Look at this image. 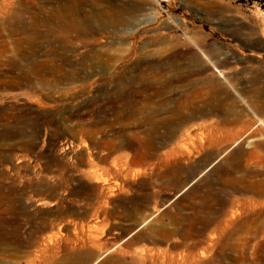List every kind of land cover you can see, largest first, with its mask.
Segmentation results:
<instances>
[{
	"label": "rangeland",
	"instance_id": "rangeland-1",
	"mask_svg": "<svg viewBox=\"0 0 264 264\" xmlns=\"http://www.w3.org/2000/svg\"><path fill=\"white\" fill-rule=\"evenodd\" d=\"M143 1L0 0V264L55 261L31 246L28 233L51 218L58 206L47 194L45 181L66 182L59 165H76L82 172L97 166L102 183L84 177L89 186L104 187V179L113 185L118 181L109 201L102 203L101 210L109 213L90 217L99 224L96 249L102 253L92 264L112 256L130 264L126 252L140 253L145 247L159 252L149 264H170L161 256L165 243L152 244L142 235L126 245L138 232L117 239L159 207L165 209L150 216L140 230L162 223L168 229H193L192 238L174 250L183 252L177 264H264V148L257 147L253 157L244 158L225 179L215 173L207 176L222 162L229 167L225 158L234 150H250V141H264L259 120L264 114L251 110L264 100V0ZM111 8L120 16L105 24L101 15ZM70 11L94 27L77 38L66 29ZM188 37L205 44L209 59L230 83L211 64L189 81H171L175 70H185L195 54L204 64ZM10 65L18 69L7 74ZM202 76L221 81L225 91L208 100L186 98L185 111L208 115L182 126L174 138L176 153L167 158L172 147L163 143L168 130L152 132L158 134L152 138L161 148L151 154L146 148L148 124L125 120V106L157 90L160 95L154 100L167 99V107H173V98L183 99ZM138 87L141 94L129 96L128 91ZM160 117L173 129L167 113ZM132 136L139 142L137 151L114 147ZM95 143L103 145L96 148ZM41 165H53L54 171L40 172ZM113 165L117 170L110 173L107 169ZM155 165L169 166L157 170ZM167 168L175 173L163 175ZM212 179L214 186H207ZM232 180L262 192H233ZM212 218L217 223L210 224ZM246 218L252 219L249 229L233 232Z\"/></svg>",
	"mask_w": 264,
	"mask_h": 264
},
{
	"label": "bare ground",
	"instance_id": "bare-ground-1",
	"mask_svg": "<svg viewBox=\"0 0 264 264\" xmlns=\"http://www.w3.org/2000/svg\"><path fill=\"white\" fill-rule=\"evenodd\" d=\"M147 2H148L147 0H144L143 5L148 4ZM55 12L58 13V11H55ZM68 14L70 16V21L66 23V27H67L66 29H68L71 33H74V35L76 33L77 35L75 36H77V38L81 37V34L84 32L85 29L94 27V25L92 24L90 20H86V21L77 20V18L73 16L72 11H70V13ZM119 16H120L119 12L113 8H111V10L107 9L106 13L103 12V14L101 15V17L103 18L102 21L104 23L106 22V19L109 23H115L118 20ZM188 38L191 44L194 46L193 49L194 48L196 49L194 50V53L202 54L204 56L203 57L205 59V61H203L204 64H201L200 59L196 57V54H195L190 65L185 70H181L179 69L181 67L177 66L178 69L175 70L176 72L173 76V78L174 77L175 78L174 80L171 79V81L174 83L189 81L190 79H193L194 76L202 75L203 73H205L206 70L210 68L209 64H211L212 67L220 73L219 77L223 78L226 81V83H230L229 80L227 79V76L222 72V70H220L217 67L218 65L216 66V63L214 64L212 60L209 59L208 54H207L208 50L205 48V44L204 45L200 44L199 42H197V40H195V38H192V37H188ZM217 56H219V54ZM10 66L11 68L9 69L8 67L7 69V74H10L14 72L16 69H18V67H15L12 65ZM38 67H39V64H38ZM33 69L35 71L38 70L37 68H34V67ZM24 77H27V75ZM199 79L200 80L198 82L191 83L189 91L186 93V96L183 99L173 98L174 100L173 107H167L168 105L167 99H162L159 103H157L154 100V98L160 95V92H158L157 90L154 92L151 91L152 93H149L148 94L149 96L147 95L146 97L145 95L144 97V95L141 94L142 88L138 87V88H135L134 90L131 89L130 91H128V88H127V91L129 92L128 93L129 96L131 93L138 94V95L141 94L140 95L141 100L140 101L131 100L130 101L131 103L126 102L127 105L124 108V114L122 113L123 114L122 116L125 120H128L130 122L140 121L141 126L143 124H148V129L146 130L150 138H148L146 141L147 142L146 148L148 149V151H150L151 154L155 155L158 149L161 148L160 146H157L156 142H154V139L152 138L154 135H158V134H153L152 132H159L161 129L163 130V128H166V130H168L169 135L165 137L166 139H165V142L163 143L165 145L169 143L172 145V147L165 154L167 158V157L173 156V154L175 155L176 153V148L174 147V144H173L175 143L174 138L177 136V133L181 130L182 126L187 121L193 118L208 115L207 111L198 112V111H193L192 109H187V111H185L183 108L185 106L184 100L186 98L205 97V100H208L213 94H217V93H221L222 91L223 92L225 91L224 87L221 84V81L217 82L213 76H204V77L202 76ZM201 88H206L208 92L206 94H201L200 92ZM124 98H126V96ZM251 110L253 111L255 115L264 114V100L258 101L257 104L251 107ZM184 111L185 113H183ZM163 113L168 114L169 122L171 121L169 125H171L173 129L169 130V126L165 124V122H167L168 120L166 121V119L160 117L161 114ZM259 120L261 123L264 124V119L259 118ZM253 141L254 140L249 142L250 147H251L250 150H246L244 148L236 149L225 158V162L227 163V165H230L229 167L223 166L222 164L223 162L220 165H216V166L212 165V168L214 166L215 167L214 169H212L211 173H209L207 176L211 178L212 177L211 174L215 173L218 178L225 179L226 176L230 175L231 172L236 170V168L240 167L239 164L244 158L253 157L255 153L254 151L256 150L257 147L264 148V141L263 142H255V141L253 142ZM138 143L139 142H137L136 138L133 136L125 137L124 140L120 143V145L115 143L114 147L116 148L126 147L134 151H137L138 145H139ZM95 144H96L95 145L96 148H100L101 145H103L100 143H95ZM126 148L124 149L126 150ZM219 156H220L219 154L216 155L214 159L218 160L220 158ZM217 163L219 162L217 161ZM91 166L93 167V165H90V167ZM168 166L169 165H155V169L161 170L162 168H166ZM59 167L61 170V174L66 178V182L63 183L61 181L60 182L45 181L48 187L47 194L49 195L50 199L54 201V203L58 204V206L55 208V210H51L52 211L51 218L35 224V226L29 231L28 234L30 236V239L32 240L30 244L31 246L36 247L37 251L39 253H42V255L46 254V255H50L51 258H54L55 261L51 262L50 264H92V262L98 261L101 258L102 253L101 251L99 252L96 249V248H99V242L101 239V237L97 234V231L100 230V227L96 221L91 223L90 217H95L96 219H99L103 214L106 215L109 213V210H106V211L101 210L102 203L109 201L113 193V190H114L113 188L114 186H117L118 181H113L114 182V185H113V183L110 182V179H104L103 180V184L105 185L104 187H101L99 185L89 186L85 181V178L87 177L89 179L91 178L96 179V183H99V182L102 183L101 177H100L102 176L101 175L102 173L101 174L99 173V168H96L97 166L95 168L91 167L90 170H83V172L76 165H59ZM116 167L117 165H113L107 170L110 173H113L115 169L117 170ZM101 169H104V168H101ZM125 169L127 170V168ZM39 170L40 172H44L47 174H51L54 171L53 165H41L39 166ZM138 171L142 172L141 170H138ZM174 171L175 170L173 169L167 168V170L163 172V175H168V174L172 175L175 173ZM251 174L253 173L249 172L248 177ZM232 182H234L233 192L235 191H238V192L254 191L257 193L262 192V190L259 187H255L254 185L237 182V180H232ZM214 184L215 183L213 179L207 181V186L208 185L214 186ZM221 198L222 196L219 195L218 200L221 201L222 203L223 200ZM39 199H42V197H39ZM167 200H169V198H167ZM224 204L225 202H223L221 205H224ZM163 208L165 209V207H159L156 209L153 208L149 215H147L146 217H142L140 221H134L135 223H133L131 229L128 232L126 231V232L121 233L120 236L117 237V239L118 240L124 239L129 232L131 234L138 232V234L133 239H131L129 242H127L126 245H131L134 239L139 238L142 235H144L145 236L144 238L148 239L149 240L148 242L152 244L157 245V244L165 243L167 244V247L160 249L162 253L161 256H162L163 262H169L170 264L171 263L177 264L179 262V258H182L183 252H175L174 250H177L178 247L188 242L192 238V236L194 235L192 228L186 227L182 229L181 226H178V228L175 227L173 229H168L167 226L164 223H162V224H155V225L151 224L149 227L146 226L147 229L140 230L145 225V223L147 222L150 216L154 215L156 212L163 210ZM137 209H140L139 206L137 207ZM235 214L236 212H232L231 216L233 217L235 216ZM209 223L215 224L217 223V220L215 218H212L211 220H209ZM229 224H230L229 222L225 223L226 226H229ZM251 224H252V219L246 218L241 223L235 226V228L233 229V232L247 230L249 229V225ZM55 229H57V231H55ZM177 238H181L182 239L181 242H177ZM123 242L124 241H122V243ZM150 252L151 254H149ZM126 253H127L126 256L131 258L130 264H149V262L154 261V258L158 256L159 252H156V250L145 247L141 249L140 253H135L131 251L126 252ZM99 264H128V263L125 262L123 257L112 256V257L104 259Z\"/></svg>",
	"mask_w": 264,
	"mask_h": 264
}]
</instances>
